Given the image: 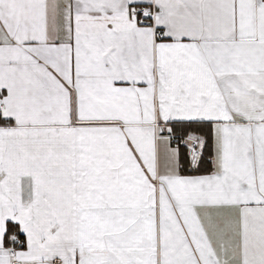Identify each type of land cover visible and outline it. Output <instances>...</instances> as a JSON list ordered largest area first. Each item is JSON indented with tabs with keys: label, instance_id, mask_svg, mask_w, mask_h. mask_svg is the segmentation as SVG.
I'll return each instance as SVG.
<instances>
[{
	"label": "snow or ice",
	"instance_id": "1",
	"mask_svg": "<svg viewBox=\"0 0 264 264\" xmlns=\"http://www.w3.org/2000/svg\"><path fill=\"white\" fill-rule=\"evenodd\" d=\"M0 264H264V0H0Z\"/></svg>",
	"mask_w": 264,
	"mask_h": 264
}]
</instances>
